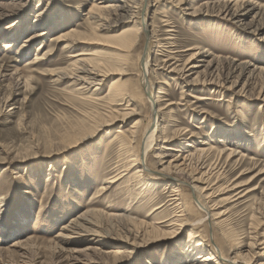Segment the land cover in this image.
Wrapping results in <instances>:
<instances>
[{"label": "rangeland", "instance_id": "rangeland-1", "mask_svg": "<svg viewBox=\"0 0 264 264\" xmlns=\"http://www.w3.org/2000/svg\"><path fill=\"white\" fill-rule=\"evenodd\" d=\"M19 1L0 8V264H188L191 233L209 238L189 183L207 195L215 188L208 199L226 212L218 231L236 239L232 260L264 264V0H161L148 9V77L163 107L148 163L182 184L136 175L152 115L140 69L146 46L142 37L121 52L113 43L136 24L112 15L98 28L88 12L95 0ZM71 28L75 43L53 40ZM197 50L216 65L198 62L188 85L181 69ZM79 51L106 74L100 82L75 78ZM225 76L229 84L217 85ZM235 194L243 196L231 202ZM182 208L196 221L178 231L170 221Z\"/></svg>", "mask_w": 264, "mask_h": 264}, {"label": "bare ground", "instance_id": "bare-ground-1", "mask_svg": "<svg viewBox=\"0 0 264 264\" xmlns=\"http://www.w3.org/2000/svg\"><path fill=\"white\" fill-rule=\"evenodd\" d=\"M21 1V0H20ZM19 1V2H20ZM155 1L154 4L152 3V0H95V2H93L92 6L89 8V13L91 15V18L95 20L96 22V26L98 28H107L106 26H103L106 24L107 18L108 16H112L115 15L117 16L118 19L121 20V22L125 23V22H134L136 24V27H125L123 28L116 36V38L114 39L113 43L115 48L117 50H121V51H125V49L130 48L132 45H134V43L140 38L142 37L145 41V51L142 54L141 57V61H140V69H141V79H142V85L144 87V92L146 93V96L148 98V102L149 105L151 106V110H152V115H151V119L148 125H146L147 127L144 129V133H143V137L141 139V148H140V153L139 155H136V164H137V168H139V171H137L140 174H136L138 176H142V175H159L162 177H171L174 178L175 181L178 180L180 182V184L182 183H187L188 181L183 180L181 178H178L177 176L171 174L170 172H166V171H159V170H155L152 167H150L149 163H148V152L151 148L152 143H154L155 140V136L157 135V130L159 127V123H160V114L161 111L163 109L162 105L158 108V101L159 99L156 97L153 93V88H154V84L151 83V81L149 80V73H150V68H149V64H150V51L152 50V42L153 41V37L155 34V31L150 28L152 27V23L150 22V18L147 17V12L148 9L152 6L160 3L161 0H153ZM12 5V4H11ZM14 5V4H13ZM19 5V3H18ZM227 5V11L230 10L229 8L231 7L229 4ZM2 6H5V3L2 2V0H0V8ZM245 6V5H244ZM9 7V5H8ZM13 7V6H12ZM235 7V6H234ZM7 8V7H6ZM5 8V9H6ZM238 9V8H237ZM233 10V9H232ZM7 11V10H6ZM230 13V12H229ZM233 13V12H232ZM5 14V13H4ZM237 14V13H236ZM230 15V14H229ZM236 18V17H235ZM263 18V17H262ZM97 19V20H96ZM169 19V18H168ZM167 19V20H168ZM164 20V21H167ZM240 21V20H239ZM262 22V21H261ZM242 23V22H241ZM248 23V22H247ZM109 25V23H107ZM168 24V23H167ZM112 25V24H111ZM110 26V25H109ZM170 26V25H169ZM173 26V25H171ZM43 27V26H42ZM154 28V27H152ZM95 30H97V28H94ZM94 33V32H93ZM42 34H44L43 32L41 33H36L32 38H37L38 36H41ZM80 35V32L78 30H67L65 32H62L58 35H56L53 40H58L60 41H70L75 43L78 36ZM85 35V34H84ZM77 37V38H76ZM158 37V36H157ZM76 38V39H75ZM173 39V38H172ZM79 41V40H78ZM82 42V40H81ZM160 42V41H159ZM155 43V42H154ZM68 44V43H67ZM176 45V44H175ZM11 45L8 44L7 47H10ZM155 46V45H154ZM75 48V47H74ZM120 51V52H121ZM130 51V50H129ZM87 55V53L79 51L76 53L75 56H77V58L74 61V64H79L80 66H78V70L76 71V74L74 75L75 78L77 80H82L84 82H87L90 84L91 79L95 82V81H99L100 82V76H102V73L98 72V70L94 71L95 69H90L86 63H87V58L86 57H79V56H84ZM124 54V53H123ZM120 56V55H119ZM122 56V55H121ZM210 56V55H209ZM100 57V56H98ZM125 58V56H123ZM43 56H37L34 60V62H37L41 59H43ZM46 58V57H45ZM97 58V57H96ZM123 59V58H121ZM215 58L212 59H207V55L206 52H201V50H197L192 56H190L188 58V62L185 68L181 69V71H183L184 73L182 74V77L184 79L185 82L188 83V85L194 84V81H190L189 80V74L193 73L196 68L199 66L198 62L201 61H206V68L207 70H212L214 65V60ZM214 60V61H213ZM102 61V60H101ZM128 61V60H127ZM73 62V61H72ZM94 62V61H93ZM97 63V62H96ZM95 63V64H96ZM104 63V62H102ZM99 64V63H98ZM97 64V66H98ZM110 64V63H109ZM113 64V63H112ZM121 64V63H120ZM116 65V64H115ZM129 65V64H128ZM247 65V64H246ZM94 66V65H93ZM69 67V66H68ZM169 67H172L170 69L169 72H175L177 71V67L170 65ZM248 67V66H247ZM75 68V67H74ZM104 68V67H103ZM205 68V69H206ZM221 68V67H220ZM233 68V64L232 62L229 63V70H231ZM77 69V68H76ZM100 69V68H97ZM105 70V69H104ZM124 70V69H123ZM216 70V69H215ZM101 71V70H99ZM103 71V70H102ZM107 71V70H106ZM220 71V70H219ZM245 71V70H244ZM51 72V71H50ZM75 72V71H74ZM108 72V71H107ZM215 72H217V74H215ZM230 72V71H229ZM222 73V72H221ZM47 74V72H46ZM54 74V73H52ZM219 74L218 70L214 71L212 73V77L211 79L214 80L215 77ZM229 74V73H228ZM103 75H106L105 73ZM222 75V74H220ZM232 75V74H231ZM30 76V75H29ZM65 76V74H64ZM72 76V75H71ZM191 76V75H190ZM63 77V76H62ZM66 77V76H65ZM69 77V76H68ZM226 77V76H225ZM31 78V77H30ZM28 78V79H30ZM64 78V77H63ZM228 77H226L224 79V81L222 83H217V85H224L226 82H228L227 80ZM251 78V77H250ZM102 80V79H101ZM205 80H209L211 83H214V81L210 80V79H205ZM31 81V80H30ZM118 81V80H117ZM116 80L112 83V86H115ZM102 82V81H101ZM197 82H200L199 80H197ZM205 82V81H204ZM216 82V81H215ZM249 82V81H248ZM121 83V82H119ZM117 83V84H119ZM125 83V82H124ZM122 84V83H121ZM229 84V82H228ZM86 85V84H85ZM91 85V84H90ZM89 85V86H90ZM98 85V84H97ZM81 87V86H80ZM83 87V86H82ZM117 87V86H116ZM226 87V86H225ZM79 88V87H78ZM124 89V88H123ZM121 90V89H120ZM119 90V91H120ZM76 91V90H75ZM115 96V95H114ZM120 96V95H119ZM112 97V96H111ZM80 99V98H79ZM112 101V100H111ZM109 113V112H108ZM89 117V116H88ZM87 117V118H88ZM100 120V119H99ZM104 123V122H103ZM97 127V126H96ZM100 127V126H99ZM95 131V130H94ZM119 134V138H125L122 132V130L117 131ZM132 132V131H131ZM121 133V134H120ZM185 133V132H184ZM128 138V137H127ZM130 140V139H129ZM126 142V141H125ZM128 142V141H127ZM206 142V141H205ZM131 143V141L129 142ZM191 144V143H190ZM207 144V143H206ZM132 146V145H131ZM133 147V146H132ZM207 147V146H206ZM129 148V147H128ZM134 148V147H133ZM202 149V148H201ZM176 151H180V149H174ZM187 150V149H186ZM131 151V150H130ZM139 151V150H138ZM175 151V152H176ZM198 151V150H197ZM203 152V151H202ZM234 152V151H233ZM126 153V152H125ZM189 153V152H188ZM138 154V153H137ZM192 155V154H191ZM203 155V154H202ZM135 156V153H134ZM176 158L174 160H177L178 156L174 155ZM181 157V156H180ZM128 158V157H127ZM203 158V157H202ZM135 159V158H134ZM133 160V159H132ZM202 161H204L203 159H201ZM134 160L132 163H135ZM188 163V162H187ZM201 163V162H200ZM173 164V163H172ZM178 164V163H176ZM183 165V163H181ZM196 165V164H195ZM203 165V164H202ZM178 167V166H177ZM172 168V167H171ZM199 168V167H198ZM157 169V168H156ZM167 169V168H166ZM182 169V168H181ZM202 170V169H201ZM223 170V169H222ZM261 170V169H260ZM169 171V169H168ZM209 171V170H208ZM207 171V172H208ZM211 171V170H210ZM220 171V170H219ZM175 172V171H174ZM203 172V171H202ZM224 172V171H223ZM187 173V171H186ZM263 173V172H262ZM222 174V172H221ZM177 175V174H176ZM213 175V174H212ZM224 175V174H223ZM185 176V175H184ZM194 176V175H193ZM209 176V175H208ZM257 176V175H256ZM221 177V176H220ZM188 178V176H187ZM204 179V178H201ZM200 179V180H201ZM210 179V178H209ZM253 179V178H252ZM208 180V179H207ZM116 179H111V181L109 182H115ZM203 181V180H202ZM214 181V180H213ZM194 182V181H193ZM201 182V181H200ZM207 182V181H206ZM193 184V183H192ZM190 184L189 186H191L192 189V198L193 201H191L192 204V211H196L199 210L200 212L204 213L203 218H207V222L206 225L207 226V236L208 238V242L206 241L205 243H203V240L201 241L200 239H197L199 236L198 234L194 233V231L191 233V236L189 237V240L185 241V244L183 246V250L184 253H189L192 254V258H194L192 261H190L188 264H210V262L214 261L217 264H236L237 261L236 259L230 257V253L233 250V248L237 247V243H236V239H233L234 237L230 235L229 232L227 231H222L219 232L218 228L219 226H224L225 224H227V216H226V212L221 211L219 213H215V209H216V204H211L210 199L212 194L215 193V188L212 186L211 190L213 191L212 193H209L207 195V193H203V189L206 190V187L202 188V191L199 190L198 186H196L195 184ZM213 184V183H212ZM247 183L245 184H241V183H236L232 186L231 189L233 188H241L243 186H245ZM249 184V183H248ZM186 185V184H185ZM211 186V185H210ZM107 187V186H106ZM179 187V186H178ZM206 188V189H205ZM209 188V187H208ZM218 189V188H217ZM105 190V188H104ZM177 189H174V192L177 193ZM173 198L170 199L171 204H175L177 203V205L180 206L181 203H179L180 201V196L179 198L176 195H180V194H176ZM218 193V192H217ZM241 192H239L238 194H240ZM238 194H235L236 196ZM243 195H238V197L236 198H232L231 202H235L237 200H239L240 197H242ZM209 202V203H208ZM194 203V204H193ZM176 205V206H177ZM163 205L160 206H153L151 208V213H154L156 210H158L159 208H161ZM183 206V205H182ZM180 206V208L182 207ZM230 210V209H229ZM161 211V210H159ZM180 215H173V216H177L175 217V219H172L170 221V224H174L177 225V230H181L184 231V229L188 226H191V224L196 221V219L191 218V217H186V215H188L187 213V209L186 208H182L180 210ZM190 212V211H189ZM98 213V212H97ZM150 213V214H151ZM190 215V214H189ZM192 215V214H191ZM202 218V217H201ZM202 218V219H203ZM155 219V218H154ZM201 219V220H202ZM82 220V219H81ZM229 220V219H228ZM144 221V220H143ZM167 221V220H164ZM177 221V222H176ZM198 221V220H197ZM206 221V220H205ZM89 222V221H88ZM162 221H159L157 223H160V225L156 224V227L158 229L159 226H161ZM111 223V222H110ZM78 224V223H77ZM86 224V223H85ZM154 224V223H153ZM204 224V223H203ZM173 225V226H174ZM155 226V225H153ZM200 226V225H199ZM140 227V226H139ZM196 227V226H195ZM141 228V227H140ZM205 228V227H204ZM156 229V230H157ZM173 230V229H172ZM177 230H175V233L178 232ZM130 231V230H129ZM137 232V231H136ZM153 232V231H152ZM76 235V234H75ZM68 236V235H67ZM88 236V235H87ZM233 237V238H232ZM197 239V240H196ZM202 239V238H201ZM206 240V239H205ZM100 241V240H99ZM197 242V243H194ZM207 243V244H206ZM254 244L256 242H253ZM19 244V243H18ZM256 245V244H255ZM91 247V246H90ZM238 248V247H237ZM88 249V248H87ZM81 250V249H80ZM204 251H207V254L202 255V253ZM196 252L199 253V255H197V260L195 259L194 255L196 256ZM169 253V252H168ZM180 261V260H179Z\"/></svg>", "mask_w": 264, "mask_h": 264}]
</instances>
